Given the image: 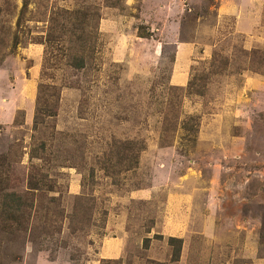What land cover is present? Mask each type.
<instances>
[{
  "label": "rangeland",
  "instance_id": "obj_1",
  "mask_svg": "<svg viewBox=\"0 0 264 264\" xmlns=\"http://www.w3.org/2000/svg\"><path fill=\"white\" fill-rule=\"evenodd\" d=\"M29 2L18 26L24 0H0V154L53 187L0 212V264H264V0ZM64 10L88 18L39 43ZM41 81L57 114L34 127ZM131 140L138 164L108 171Z\"/></svg>",
  "mask_w": 264,
  "mask_h": 264
},
{
  "label": "trees",
  "instance_id": "obj_2",
  "mask_svg": "<svg viewBox=\"0 0 264 264\" xmlns=\"http://www.w3.org/2000/svg\"><path fill=\"white\" fill-rule=\"evenodd\" d=\"M30 0H24L23 7L21 9L20 16L18 18V26H20L22 18L25 16L26 10L29 6ZM79 11V10H76ZM61 14V13H60ZM73 15V16H72ZM62 18L54 17V15L49 19V29L46 33V37L39 40V43L45 44L47 41L53 40H62L68 34L75 36L77 33V26L83 22V20H87L88 16H81L79 13L74 11L69 12L64 10L62 12ZM95 26L92 31H86L78 34L76 39L79 42V47L76 50H71L70 56L73 59L71 62V67L80 70L82 72H86L91 68L92 62H89L88 58L92 56L91 52H93L94 38H97L98 34V24L100 20V14L95 12ZM78 19V22L73 23L72 19ZM83 19V20H82ZM73 26V29H69ZM72 33V34H71ZM90 37L92 38L90 40ZM20 36L16 34L13 38L12 51L18 46L20 43ZM76 40H73L76 41ZM51 62H44V70L45 73V64L50 65ZM59 96L54 91V85L48 82L41 81L38 87V96H37V105H36V116L34 127H37L39 123H43L46 118L55 116L58 98ZM130 153L127 152L126 157H121L119 160L114 161V163L106 167L109 171L115 170L116 167L122 166L126 160L129 163H133L135 160V166L139 162V157L141 151L143 150L142 142L139 140H131ZM43 145V144H42ZM44 145L42 146V148ZM32 158H37L38 155L31 150L30 152ZM117 165V166H116ZM13 161L11 160L8 153L0 154V212L4 213L7 218L14 219L16 214L21 213L25 208H31L33 204H28L27 200L24 198V192H35L39 190L51 189L53 186L49 185L51 188H46L47 180L44 174H41V177H37L33 173H38L40 170L39 166L35 163L31 164V168L29 172L24 177H14L12 168H14ZM120 171H116L115 174H118ZM26 185L25 190L21 188L22 185ZM14 217V218H13ZM170 245L173 246L172 249V261H178L182 251L183 240L180 237L170 236L168 239ZM159 264V263H157Z\"/></svg>",
  "mask_w": 264,
  "mask_h": 264
}]
</instances>
